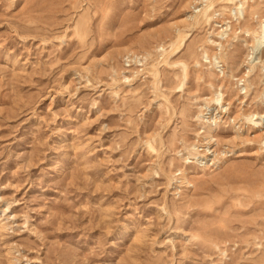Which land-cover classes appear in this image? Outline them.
Instances as JSON below:
<instances>
[{
  "label": "rangeland",
  "instance_id": "374dc122",
  "mask_svg": "<svg viewBox=\"0 0 264 264\" xmlns=\"http://www.w3.org/2000/svg\"><path fill=\"white\" fill-rule=\"evenodd\" d=\"M240 7L0 0V264H264V0Z\"/></svg>",
  "mask_w": 264,
  "mask_h": 264
},
{
  "label": "bare ground",
  "instance_id": "6f19581e",
  "mask_svg": "<svg viewBox=\"0 0 264 264\" xmlns=\"http://www.w3.org/2000/svg\"><path fill=\"white\" fill-rule=\"evenodd\" d=\"M238 2H239V4L241 5L240 8L243 9L244 5L246 4V0H238ZM234 11L237 13V11H239V10H238V8L236 7V8H234ZM209 20H210V18H208V21H209ZM261 24H262V23H261ZM262 26H263V25H262ZM258 34H259V33H258ZM255 35H256L255 38H257L258 35H257V34H255ZM220 59H221V58L218 56V57H215V58L213 59V61H219ZM211 60H212V59H211ZM249 66H250V65H249ZM182 67L185 68L184 65H183ZM223 71H224V70H223ZM215 103H216V102H215ZM215 110H217V109L214 108V111H215ZM210 120L213 121V120H215V119H213V117H209L207 121L210 122ZM209 124H210V123H209ZM212 128H213V127H212L211 125H208V133H209V134L204 138V141H208V142L211 141V135H210V134H211ZM208 149H209V148H208ZM206 150H207V149H206ZM208 151H209V150H208ZM212 154L215 155V152H213ZM225 154H226V153H222V157L225 156ZM214 159H215V158H214ZM214 159H213V160H214ZM219 160H220V158H219ZM202 161H203V162H200V164L202 165V167H206V166H207L206 164H207V162L209 161V160L207 161V157H206V156H203V157H202Z\"/></svg>",
  "mask_w": 264,
  "mask_h": 264
}]
</instances>
